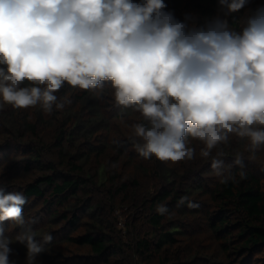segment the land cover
I'll return each mask as SVG.
<instances>
[{
    "label": "clouds",
    "instance_id": "clouds-1",
    "mask_svg": "<svg viewBox=\"0 0 264 264\" xmlns=\"http://www.w3.org/2000/svg\"><path fill=\"white\" fill-rule=\"evenodd\" d=\"M252 2L217 0L218 14L199 24L193 13L178 19L166 0H0V97L50 113L64 107L56 93L65 83L88 90L111 81L117 104L136 106L147 121L131 126L140 156L193 160L191 137L202 142L199 155L221 184L238 182L230 169L246 178L241 154L225 164L220 149L233 134L248 139L249 152L264 146V4L250 10L240 31L227 17ZM24 81L34 86L20 87ZM27 202L0 187V264H15L5 222L24 229L15 240L27 264L52 242L25 228L35 222L23 215ZM156 210L168 211L164 204Z\"/></svg>",
    "mask_w": 264,
    "mask_h": 264
},
{
    "label": "trees",
    "instance_id": "trees-1",
    "mask_svg": "<svg viewBox=\"0 0 264 264\" xmlns=\"http://www.w3.org/2000/svg\"><path fill=\"white\" fill-rule=\"evenodd\" d=\"M166 2L181 20L193 13L203 24L218 14L217 0ZM260 4L264 0H253L227 17L230 26L240 31ZM102 85L84 90L65 83L56 93L64 107L50 113L39 103L15 108L0 97V147L25 156L6 167L13 171L10 179L27 204L42 201L50 209L42 231L32 229L37 239L52 236L35 264H180L193 260L195 249L212 252V262L219 259V264L253 260L264 249V146L249 152L248 139L233 134L220 150L225 164L241 154L246 178L241 180L240 169L233 166L238 182L226 184L210 160L200 157L202 142L191 137L186 139L195 148L193 160L145 159L134 148L131 126L147 121L136 106L117 104L111 81ZM32 86L28 81L20 85ZM181 197H187L183 204ZM159 204L168 209L163 215L156 210ZM118 206L135 213L125 223L127 234L117 224ZM201 227L215 249L180 245L181 237L200 235ZM11 244L15 264H27L26 248Z\"/></svg>",
    "mask_w": 264,
    "mask_h": 264
},
{
    "label": "rangeland",
    "instance_id": "rangeland-1",
    "mask_svg": "<svg viewBox=\"0 0 264 264\" xmlns=\"http://www.w3.org/2000/svg\"><path fill=\"white\" fill-rule=\"evenodd\" d=\"M23 157H25V156L23 154H18V151L15 152V151H12L11 149H9V150L8 149H2V147H0V187H3L6 192H21L22 193L20 186H18L17 183L11 181V179H10L11 174L13 172L12 169L9 172V170L6 169V167L11 166L12 164H14L15 160H19V158H23ZM14 169H15V167L13 168V170ZM45 206L46 205H44V202L37 201V200L32 201L31 203H28V204L26 203L23 206V215L25 216L26 220L35 221L34 223L26 224L25 228L31 227V229H36V230H39L40 232L42 231L41 228H44V225L46 223V219L48 216V211H50V209L46 208ZM56 207L57 206H53L52 209H54ZM114 212L118 218L117 224H118L119 228L123 230L124 234H127V227L125 226V223L132 222V220H133L132 215L135 213H131L130 209H128V207H121V206L116 207ZM136 217L137 216H135V218ZM138 218L140 219V217H138ZM3 227L5 229V235L7 237H9V239L12 242L16 241L15 240L16 235L19 232H21L22 230H24L21 227L15 225L11 221L5 222ZM56 228H58V226ZM147 229H148L147 226L143 227L144 231H146ZM193 233H195V232L193 231ZM208 233L209 232L207 231V229L201 227L200 235L197 234L195 237L190 238V239L185 238V237H181L182 241L180 242V245H182V246L189 245V248H192V246H193V249L196 247H201L198 245H202V246L209 247L211 249L212 248L215 249V245H214L215 242H213V241L209 240V238H207ZM11 247H12V244H11ZM193 253H195L193 255L194 256L193 260L191 259L190 261L180 263V264H219L218 263L219 259H216L217 263L212 262V261H215L214 257L212 256V252H208V253L207 252H200V253H198L197 249H195V251H193ZM195 258H197V259L194 260ZM209 258H212V259H209ZM175 263L176 262L171 263V264H175ZM240 263H243V262H241V260L234 262V264H240ZM247 264H264V249L261 250L258 254H256L254 256V259L249 261V263H247Z\"/></svg>",
    "mask_w": 264,
    "mask_h": 264
}]
</instances>
